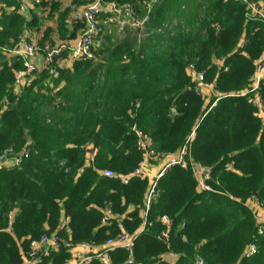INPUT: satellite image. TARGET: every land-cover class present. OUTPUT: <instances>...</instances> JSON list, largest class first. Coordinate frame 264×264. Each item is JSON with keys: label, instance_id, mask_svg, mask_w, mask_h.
<instances>
[{"label": "trees", "instance_id": "obj_1", "mask_svg": "<svg viewBox=\"0 0 264 264\" xmlns=\"http://www.w3.org/2000/svg\"><path fill=\"white\" fill-rule=\"evenodd\" d=\"M4 1L15 10L1 19V47L39 25L19 12L16 0ZM107 1L139 10L144 3ZM247 1L260 3L264 13V0ZM247 13L234 0H160L140 43L125 31L96 51L101 61L75 62L52 82L39 74L20 95L14 83L22 65L0 52V151H21L29 139L37 150L21 167L0 171V264H23L31 242L45 233L58 232L72 245L105 244L119 231L116 221L102 224L106 208L124 217L121 225L129 233L144 225L140 213L149 179L132 177L124 184L103 174L131 176L139 168L143 152L134 128L167 155L194 136L188 166H174L158 181L147 218L152 226L135 241L134 264H264V237L257 236L246 205L252 195L264 204V120L250 95L242 96L250 89L254 61L264 54V21ZM65 19L60 13L64 37ZM219 59L225 60L221 67ZM192 63L205 82L215 84L221 95L216 105V97L207 104L196 92L187 69ZM260 95L264 102V82ZM191 161L213 167V192L198 191ZM231 163L234 171L228 172ZM163 215L173 221L168 241L161 239ZM64 219L69 232L61 230ZM250 244L259 250L247 258ZM170 253L178 255L174 263L164 259ZM71 258L62 246L41 264H68ZM128 258L123 250L112 254L113 264Z\"/></svg>", "mask_w": 264, "mask_h": 264}, {"label": "built area", "instance_id": "obj_2", "mask_svg": "<svg viewBox=\"0 0 264 264\" xmlns=\"http://www.w3.org/2000/svg\"><path fill=\"white\" fill-rule=\"evenodd\" d=\"M19 4V12L24 14L28 7L16 0ZM80 3L75 0H28L29 6L33 8L51 9L54 5H60L66 13L65 23L68 29L76 33L75 37L63 38L55 33H51L45 37L41 43L34 42L30 39L27 30L19 36L16 41L12 42L11 46H0V52L6 56L7 60L13 63H20L22 69L15 72L14 93L20 95L25 87L29 86L39 74L47 73L49 82L58 79L60 72L73 67L78 61H93L99 62L102 57L96 55V46L104 36L105 31L99 19L102 15L114 16L120 33H124L127 29L134 32H144L151 21V14L160 0H144L141 4V10L132 3L118 5L116 2L107 0H80ZM230 0H225L228 2ZM239 1L247 6L248 19L262 18L264 21V13L261 4L255 1L234 0ZM15 8L8 5L4 0H0V29L1 19L6 15L13 14ZM219 30V29H218ZM142 34L138 37L139 43L142 41ZM246 45V40L242 39L239 48L242 49ZM224 59L216 60V64L223 66ZM256 70L250 78V89L243 92L242 96L250 95V100L253 106L258 110L259 115L264 114V102L260 95V89L264 82V54L254 61ZM188 72L192 75L195 83L196 92L204 99L206 95L204 89L213 87L215 89L216 100L213 106L216 105L218 98L221 96L216 90L214 83L205 82L204 72H198L195 65H188ZM228 71V68H225ZM3 105H9L7 98L3 100ZM134 130L138 137V148L143 152V160L139 168L131 176H122L111 170L103 172L104 176L119 179L122 183L128 184L132 177L142 179L148 178L145 168L152 161L166 160L167 163L151 182V187L147 193L145 208L141 211L140 216L144 219V225L135 233L127 232L121 225L123 216L116 215L110 208L103 210L102 224L110 226L113 222L118 223V234L110 237L105 244L96 246L93 243L87 242L78 245H72L65 240L60 233H45L39 239L33 240L30 244V249L23 254V264H41L43 257H49L52 252L58 251L62 246L70 249L72 258L68 264H88L93 260L99 261L101 264H113L112 254L123 250L129 253V258L122 264H134V247L135 241L142 234L147 226H152L148 222V213L152 209L154 201L157 198V186L159 179L164 176L172 167L181 165L188 166L189 143L193 140L192 136L187 144L176 154H161L155 151L151 140L141 131L136 128ZM37 150L31 139L27 141L21 151H16L14 148H7L0 151V171L21 167L23 162L29 159ZM191 168L194 178L198 184L199 192H213L210 186V181L213 177V167H206L194 161H191ZM226 170L234 171L233 163L228 164ZM247 207L254 216L256 223V232L258 237H264V204L260 201L257 195H252L246 201ZM9 226H12L15 212L9 213ZM160 222L165 226L161 233V239L169 240V233L173 227L172 219L163 215ZM61 230L69 232L68 220L64 219L61 225ZM259 247L257 244H250L245 252V256L250 258L258 253ZM168 256V257H167ZM176 261L178 255L170 253L164 256V259ZM171 261V262H172ZM203 264V263H199Z\"/></svg>", "mask_w": 264, "mask_h": 264}, {"label": "crops", "instance_id": "obj_3", "mask_svg": "<svg viewBox=\"0 0 264 264\" xmlns=\"http://www.w3.org/2000/svg\"><path fill=\"white\" fill-rule=\"evenodd\" d=\"M19 1L28 7L27 12H25L23 15L29 20L35 18V19H37V21L39 23V25H37L36 27L27 30V33L29 34V37L32 41H34V42L40 41L41 38H43L44 36L47 37L51 33H55V34H57L63 38L70 37V35H72V34H75V36H76V33H72L73 31L68 29L67 26H66V28H67L68 33L66 34L65 37L61 35L60 29H59L60 13H65V11L63 10V8L60 5H57V7L55 9L52 7L51 9L47 10L46 8L30 7L28 0H19ZM43 33H45L44 36H43ZM38 43H41V41ZM209 92H213V94H214L213 98L216 97L215 89L213 87H207L204 89V93H205L206 97H207ZM206 100L208 103V99H206ZM260 117L264 120V114H260ZM166 163H167V161L164 159L152 161L148 165V167L145 168V172L148 175V179H149L150 183L162 171V169L164 168ZM166 260L170 263L175 262L174 260L171 262V260L169 258Z\"/></svg>", "mask_w": 264, "mask_h": 264}, {"label": "rangeland", "instance_id": "obj_4", "mask_svg": "<svg viewBox=\"0 0 264 264\" xmlns=\"http://www.w3.org/2000/svg\"><path fill=\"white\" fill-rule=\"evenodd\" d=\"M99 21L102 24L103 29L105 31L104 36L101 38L100 42L97 44V46L95 48L96 51L99 50V52H100L102 50L109 48L112 43H115V40L117 39L118 36H124L126 32L125 33L119 32L116 20H115L114 16H112V15L104 14V15H102V17H100ZM128 30L132 31L131 29H127L126 31H128ZM44 34L45 33H43V36H44ZM132 34L137 35V37H139L142 34V37H144L146 34V30L144 32L132 31ZM44 38H45V36L43 38H41L40 41H42ZM40 41H37V42H40ZM96 55H97V52H96ZM47 81L49 82V80H47ZM48 82H46V83H48ZM213 97H214L213 92H209L207 97H206L208 99V103L213 99ZM206 102H207V100H206Z\"/></svg>", "mask_w": 264, "mask_h": 264}]
</instances>
